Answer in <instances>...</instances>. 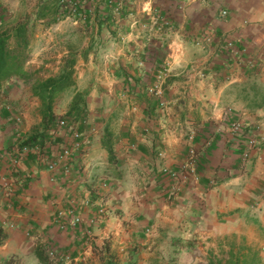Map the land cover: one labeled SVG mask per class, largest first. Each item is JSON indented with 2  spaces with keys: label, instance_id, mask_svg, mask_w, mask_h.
<instances>
[{
  "label": "crops",
  "instance_id": "1",
  "mask_svg": "<svg viewBox=\"0 0 264 264\" xmlns=\"http://www.w3.org/2000/svg\"><path fill=\"white\" fill-rule=\"evenodd\" d=\"M9 2L10 7L17 3L0 0V9ZM134 5L147 10L152 28L148 35L130 31L124 17L117 30H112L110 19L105 32L82 38L67 20L47 15H5L0 24V31L12 32L19 23L28 30L23 75L0 86V105L10 107L0 112V225L7 233L0 264H47L36 255L40 250L34 235L47 236L65 249L78 245L76 236L52 223L55 202L67 200L69 193L49 182L45 165L29 154L19 164L22 185L16 186L9 174L16 146L37 133L46 134L53 115L80 120L77 127L86 138V153L75 163L84 168V185L91 187L92 196L98 195L97 184L109 183L103 197L106 219L92 226L94 250L108 247V252L123 256V248L138 242V226H169L172 235L188 226L229 230L254 214L258 226H264V199L258 201L264 184L262 151L251 152L242 173L241 149L225 124L227 117L260 123L264 135V0H137ZM224 9L228 14L222 16ZM155 18L165 25L152 26ZM35 22L67 29L51 30L50 42L32 46L29 26ZM224 37L233 49L220 44ZM100 53L105 60L95 63L93 55ZM160 73L162 94L157 95ZM9 113L19 114L20 124L6 120ZM187 124L197 128L191 144L184 136ZM190 146L202 154L200 179L171 197L159 168L178 169ZM50 151L55 153V146ZM81 187L71 191L81 193ZM90 214L84 209L82 216ZM28 221L31 237L23 233ZM131 255L128 262H120L150 260L146 251ZM187 256L180 254L181 264ZM101 258L95 264H102Z\"/></svg>",
  "mask_w": 264,
  "mask_h": 264
},
{
  "label": "built area",
  "instance_id": "2",
  "mask_svg": "<svg viewBox=\"0 0 264 264\" xmlns=\"http://www.w3.org/2000/svg\"><path fill=\"white\" fill-rule=\"evenodd\" d=\"M43 1L54 2L58 7L59 14H61L60 18L75 19L76 14L74 10L77 7L76 2H73L72 11L66 14L62 8L65 6V0ZM93 8L94 6L89 8L88 11L91 12ZM220 14L225 16L228 12L224 9L221 10ZM1 23L2 19L0 18ZM152 23H157V19H153ZM157 29L159 30L160 28L158 27ZM222 43L224 47L233 49L232 42L227 40V38L224 37L223 41H220V44ZM163 74L160 73L158 76L160 81L154 86V92L157 95L162 94L160 83ZM3 108L10 111V107L7 104L0 105V112ZM6 120L14 122L15 124H20L22 121L20 115L15 113H9V117ZM225 124L228 127L230 135L235 138L237 145L241 149L239 159L242 173L247 171L251 162V152L254 149H261L264 163V135L261 133L262 125L260 123L243 124L239 120L231 119L230 117L225 119ZM196 135L197 128L191 124H187L184 128V136L188 143L191 144ZM85 139L83 133L79 131L77 124L63 115H54L51 118L42 144L36 143L32 146L23 145L20 147V142L10 155L9 174L12 182L16 186L22 185L23 180L21 178L22 171L19 168V164L24 162L27 155L33 154L36 160L44 164L49 171V182L56 184L58 187L66 188V192L69 193L67 200L58 198L55 202L57 206L52 212V223L59 230L76 236L78 245L76 244L77 246L72 249H65L47 236L34 235L39 250L45 256L47 264H92L89 257L94 250L92 245V226L96 223H103L107 216L108 207L103 197L108 195L109 183L104 180L97 184L95 189L98 195L93 197L91 187L84 185L86 180L84 168L79 163H75L77 157L81 160L86 153ZM211 142L212 139L207 140L206 144H210ZM52 146L56 148L55 153L50 151ZM161 155L162 153L160 152L159 156ZM201 155V151L190 146L178 169L168 166H161L159 168L161 176L163 178L165 177L168 181L169 195L171 197H175L182 187L188 186L189 183H197L199 181L197 165ZM22 177L27 178L25 175ZM80 183L82 184L81 193L77 191L72 192L71 190L73 189L71 188L79 186ZM3 186L9 189L8 181L4 180ZM259 198L260 200L264 199V184L260 188L258 201ZM258 201H254L253 205H257ZM84 209H90L91 214L88 218L82 216ZM23 233L26 237H31L32 226H30L29 221Z\"/></svg>",
  "mask_w": 264,
  "mask_h": 264
},
{
  "label": "rangeland",
  "instance_id": "3",
  "mask_svg": "<svg viewBox=\"0 0 264 264\" xmlns=\"http://www.w3.org/2000/svg\"><path fill=\"white\" fill-rule=\"evenodd\" d=\"M136 1L137 0H65V6L62 8L66 14L72 11L73 2H76L77 7L74 10L76 14L75 19L60 18L61 14L52 6L46 7L47 10L43 11V15H47L52 19L54 18V20H67L71 23L69 24V26L72 27L70 30L78 31L80 38L83 36L89 37L94 33L100 34L101 30L105 32V22H110V19L113 21L111 23L112 30H117V28L120 27V22H118V20L121 17L129 20L126 24L130 31H140L148 35V32L152 31V28L147 18V10L141 11L136 8L134 5ZM14 2L17 3L11 7L10 2L6 3V6L0 9V13L2 10V23L5 20V15L11 16L17 13H21V16L28 14V16L30 15L32 18H35L38 16V11L42 6H47V4L49 5L52 3L43 0H38V3L34 2V4L31 1L26 3L21 0H13V3ZM93 6V10L89 12L88 9ZM158 11L160 12L158 13L160 16L163 15L160 9ZM137 16H142V18L139 20ZM155 25L164 26L165 23L162 22L161 25L159 23L152 24V26ZM54 26L55 25L50 26L49 24L47 25L40 22L30 24L29 29L32 37V46H40L45 40L50 42L53 35L51 30H56ZM66 29L67 28L57 29L56 31L60 32V30ZM158 31L161 32L160 30ZM79 41L82 43V40ZM98 45L100 46L99 42L95 46ZM104 47L105 42L102 43V48ZM103 59L105 60L103 53L93 55V61L95 63H103ZM63 116L66 117L68 115L63 114ZM70 121L75 124L78 123L79 126L80 120L73 118ZM254 215L247 216L245 219L241 220L239 226H234L229 230H222L220 227L216 226H188L187 229H181L177 235H172L171 232L167 233V231L170 230L169 226H138L136 227L137 231L135 234L138 242L134 245L132 244L130 247L123 248L122 252L120 251V255L123 254V256L120 257L117 254L115 257L119 261L123 260L128 262L127 260L132 256L131 254L139 253L142 250L143 253L146 251L150 256V260L146 264H181L182 257H180V254L188 255L185 257V264H207L210 259L218 261L224 260L228 248L232 243L236 248L240 246L243 251H246V249L256 251L258 256L264 261V226H258L256 222L258 217ZM169 237H171L169 243L165 242L167 241L166 238ZM181 238L184 239V243L182 244L180 242ZM103 250L104 249H95L92 251V254L89 256L93 259L92 264H95V262L102 257ZM104 253L105 256H107L106 252Z\"/></svg>",
  "mask_w": 264,
  "mask_h": 264
},
{
  "label": "trees",
  "instance_id": "4",
  "mask_svg": "<svg viewBox=\"0 0 264 264\" xmlns=\"http://www.w3.org/2000/svg\"><path fill=\"white\" fill-rule=\"evenodd\" d=\"M52 6L58 12V7L54 2L42 6L38 15H43V11L47 10L46 7ZM27 26L25 23L17 24L12 32L7 30L0 31V86L12 76L23 75L22 63L27 57V46H28V33ZM49 109V104L46 105L43 113V121H47L46 110ZM54 116V115H53ZM45 134L37 133L30 136L26 140L22 141L19 146L29 145L32 146L36 143L42 144ZM7 233L4 228L0 225V245L6 239ZM234 237V236H233ZM228 239V238H226ZM106 255L101 258L102 264H122L115 255L108 252V247H104ZM36 255L39 259L46 261V258L42 255L41 251H37ZM207 264H264V261L258 256L256 251L246 249L243 251L240 246L235 247L232 243L228 248L227 255L222 261L210 259Z\"/></svg>",
  "mask_w": 264,
  "mask_h": 264
}]
</instances>
